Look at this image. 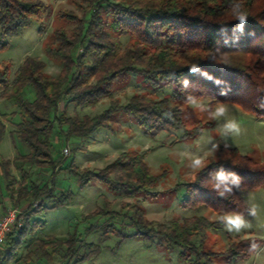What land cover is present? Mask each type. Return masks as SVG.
Segmentation results:
<instances>
[{
	"label": "trees",
	"instance_id": "obj_1",
	"mask_svg": "<svg viewBox=\"0 0 264 264\" xmlns=\"http://www.w3.org/2000/svg\"><path fill=\"white\" fill-rule=\"evenodd\" d=\"M85 1L89 7L82 19L72 18L79 22L73 34L56 30L52 45L46 48L48 57L61 65L58 77L47 76L45 63L32 57L25 60L12 85L8 68L0 70L2 95L15 101L22 111V120L16 125L15 134L29 148L26 155H18L13 160H0L7 195L15 206L33 201L38 203L37 208L33 206L34 203L28 205L23 227L17 229L16 226L8 234L0 264H9L16 259L23 243L37 227L44 225L42 222H32L34 214L63 207L73 199L71 191L57 192L54 180L52 185L31 182L25 167L30 165L50 169L53 175L62 171L60 168L64 160L55 158L51 150V137L56 126L65 129V139L87 137L100 128H109L113 117L122 112L135 117L139 126L153 136L161 130H183L182 139L199 135L202 127L196 128L193 134L186 132L181 110L175 104L184 103L180 88L185 78L197 90V95L211 97L214 103L234 102L264 119V0H243L249 17L244 33L238 40L233 33L238 21L232 20L228 11L229 0ZM48 10L43 0H0V50L9 46L11 38L21 36L33 17L41 18ZM40 32H44L43 26ZM113 35L133 36L137 40L134 45L123 49L121 41ZM77 48H82L83 52L75 55L73 51ZM217 49L224 53L230 65L218 63L210 56L204 58ZM193 63H197L202 71L214 79L193 74L189 70ZM172 73L175 80L171 78ZM127 74L144 75L155 90L172 85L175 87L174 94L171 98L157 100L136 96L125 105L112 102L105 111L94 117L84 116L80 119L67 116L71 105L91 107L110 97L112 85ZM215 80L221 83L217 84ZM28 85L34 87L37 93L33 102L23 99V91ZM61 102H64L65 108L59 115ZM167 111H172L173 118L164 116ZM3 118L8 119L5 115ZM5 135L6 126L0 121V144ZM220 145L217 161L183 185L186 189L185 206L206 207L220 215L224 211L238 210L247 192L264 189V161H257L231 145L227 150L223 143ZM125 157L126 154H123L99 171L81 170L74 164L65 170L70 172L80 188L98 181L120 196L156 194L151 190L161 176H152L148 166L139 158L125 160ZM220 167L227 172H236L243 178V190L229 199L218 197L204 186L210 178L209 174ZM12 168L20 172V178L12 173ZM46 200L52 205L48 206ZM110 206L111 203L108 211L97 209L91 216L109 215L113 219H129L136 229L135 236L157 240L161 247L179 248L181 259L191 264H201L202 257L209 259L212 256L248 259L252 256L248 253V242L261 240L256 237L242 239L232 243L225 252L210 254L204 252L201 245H196L194 238L200 231L221 229L223 226L218 222L205 216H195L155 227V223L146 218L139 203L134 206L122 205V210L133 212L131 217L109 210ZM76 241L72 237L67 242L69 256L76 254ZM86 247L92 248L91 245ZM192 257L194 260H190ZM84 259L80 256L76 262Z\"/></svg>",
	"mask_w": 264,
	"mask_h": 264
},
{
	"label": "rangeland",
	"instance_id": "obj_2",
	"mask_svg": "<svg viewBox=\"0 0 264 264\" xmlns=\"http://www.w3.org/2000/svg\"><path fill=\"white\" fill-rule=\"evenodd\" d=\"M48 5L47 14L41 18L33 17L29 26L19 37L9 40V46L0 50V70L8 68L9 77L15 80L21 66L28 57L40 59L45 63V73L49 77H58L61 65L50 59L46 53L47 46L52 45L56 30L66 31L72 35L82 19L89 4L85 0H43ZM108 18V15H105ZM44 27V32L40 28ZM121 41L123 49L136 43L133 36H115ZM55 44L53 48H55ZM76 51V52H75ZM82 48H77L73 54H81ZM112 94L91 107L68 108L67 116L94 117L105 111L112 102L125 105L133 97L141 96L151 100L171 98L175 87L166 85L161 90H155L147 83L144 75L127 74L112 85ZM37 93L31 85L23 91V99L33 102ZM207 102L215 104L211 97H204ZM174 103V102H173ZM230 108V117L235 118L242 129V135L230 139L229 145L236 147L241 153L257 160L264 161V119L258 118L254 112L245 110L234 102H225ZM181 110V117L186 132L193 134L196 128L202 127L199 135H191L186 139L183 130H161L157 135H150L139 126L135 117L118 112L109 123V128H100L87 137H71L65 139V129L55 127L51 137V150L54 157L62 158V171L56 175L50 169L26 165L30 181L37 184H56L57 192L71 191L72 201L63 207L49 208L33 216L32 222H42L33 235L23 243L16 259L9 264H191L181 259L179 248L161 247L157 240H148L135 236L133 223L126 218L113 219L109 215H93L97 209L122 212L132 216L133 212L122 210L123 204L130 206L141 205L146 218L158 224L171 225L174 221H183L195 216H205L216 221L219 215L206 207L191 208L184 205L186 189L183 185L191 182L195 174L187 167L191 153L186 148L195 151L197 144H203L207 137L214 138L218 143H224L217 135V123L209 121L204 113H194L183 102L175 103ZM175 105V106H176ZM61 102L59 115L64 110ZM7 116L5 120L3 116ZM22 120V111L18 104L2 95L0 89V121L6 126V135L0 144V160H11L14 156L26 155L29 148L18 140L16 125ZM123 154L125 160L139 158L148 166L152 176L161 180L151 192L152 195L120 196L112 192L106 185L93 181L89 186L80 188L78 182L65 168L74 164L78 169L99 171L114 163ZM217 161V154L211 163ZM26 164V163H25ZM1 170V169H0ZM12 173L20 178V172L12 168ZM114 177V176H113ZM2 186L7 195L5 181ZM30 186V184L28 185ZM19 189V186H17ZM8 196V195H7ZM252 198L260 205V218L253 221V229L239 236L227 232L223 227L208 232H198L194 238L196 245H201L204 252L210 254L222 253L229 249L234 242L256 237L264 239V189L259 188L247 192L245 201ZM34 207H38L35 201ZM30 203L15 206L14 201L10 209L22 212L17 223V229L24 225L25 210ZM37 204V205H36ZM46 204L52 203L46 200ZM7 214V212H6ZM5 214V215H6ZM91 216V217H90ZM75 237V253L68 255L70 238ZM58 242V246L56 243ZM91 245L88 249L86 246ZM84 260L76 262L78 257ZM190 260H194L192 257ZM201 264H264V254L252 255L248 259L235 260L227 257H202Z\"/></svg>",
	"mask_w": 264,
	"mask_h": 264
},
{
	"label": "clouds",
	"instance_id": "obj_3",
	"mask_svg": "<svg viewBox=\"0 0 264 264\" xmlns=\"http://www.w3.org/2000/svg\"><path fill=\"white\" fill-rule=\"evenodd\" d=\"M228 11L232 16V20L238 21L236 27L233 29L234 38L239 39L243 35L245 25L248 20V13L245 10L243 0H229ZM211 57L214 61L230 65L227 57L219 49L216 52H210L204 58ZM187 66V65H186ZM193 74H199L209 80L214 79L207 72L202 71L197 63L190 64L189 69ZM171 78L175 80V75L172 73ZM217 84L221 83L215 80ZM180 91L184 94V103L194 113H204L207 115L209 121L217 123L216 132L220 140L224 141L223 145L227 150L230 145L228 141L235 137L242 135L244 129L235 118L230 117V108L225 102H217L212 104L207 102L202 96L197 95V90L193 88L191 82L185 78L181 81ZM164 116L171 119L173 118L172 111H167ZM220 143L214 138L207 137L203 144L198 143L195 151L191 148L185 150L191 153L189 156L187 167L189 171L197 177L203 172L214 160L216 154L220 150ZM210 178L204 183V186L214 191L216 195L223 199L233 197L236 192H241L244 188L243 178L236 172H227L223 167L214 170L210 174ZM260 218V205L256 203L251 197L244 201L238 210L224 211L216 221L223 226V228L236 236H239L247 231L253 229V221ZM249 255L259 256L264 254V239H252L248 242Z\"/></svg>",
	"mask_w": 264,
	"mask_h": 264
},
{
	"label": "built area",
	"instance_id": "obj_4",
	"mask_svg": "<svg viewBox=\"0 0 264 264\" xmlns=\"http://www.w3.org/2000/svg\"><path fill=\"white\" fill-rule=\"evenodd\" d=\"M21 214L22 212L18 209H9L7 214L0 219V261L2 260L1 251L5 245V240L17 226Z\"/></svg>",
	"mask_w": 264,
	"mask_h": 264
},
{
	"label": "crops",
	"instance_id": "obj_5",
	"mask_svg": "<svg viewBox=\"0 0 264 264\" xmlns=\"http://www.w3.org/2000/svg\"><path fill=\"white\" fill-rule=\"evenodd\" d=\"M15 157L16 156H14L11 160H13ZM3 179L4 177L2 171L0 170V219L6 214V212H8L12 205V200L4 194L5 191L2 186Z\"/></svg>",
	"mask_w": 264,
	"mask_h": 264
}]
</instances>
